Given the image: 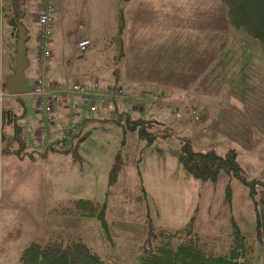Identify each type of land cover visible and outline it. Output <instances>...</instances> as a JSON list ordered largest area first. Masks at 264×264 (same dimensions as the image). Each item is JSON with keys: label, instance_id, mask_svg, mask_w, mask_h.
<instances>
[{"label": "rangeland", "instance_id": "rangeland-1", "mask_svg": "<svg viewBox=\"0 0 264 264\" xmlns=\"http://www.w3.org/2000/svg\"><path fill=\"white\" fill-rule=\"evenodd\" d=\"M0 3L1 83L14 72L17 31L10 20L18 18L27 29L30 63L25 74L30 90L36 15L51 5L52 57L46 76L72 84L82 83V75L89 73L88 81L127 90L119 98L127 99V107L118 112L113 105L106 114L90 112L86 106L78 109L77 136L66 152L53 151L48 143L38 141L41 115L35 96L29 91L13 95L1 90L0 264H18L28 245L58 237L84 242L111 264H140L143 249L161 227L217 235L227 242L233 236V225L255 244L257 264H264L246 186L223 170L215 181L196 180L179 160L184 140L194 151L214 150L223 155L233 149L245 176L264 181V45L229 27L220 0H155L152 8L139 12L141 21L148 24L143 40L151 47L169 50L175 71L176 67L204 70L208 62L204 53L211 38L215 36L218 46L217 38L222 37L221 82L217 77L216 85L209 84L215 91L193 85L188 87L197 88L198 97L162 95L157 100L160 111L151 103L152 96L136 100L131 92L140 86L128 91L118 74L120 28L131 23L133 15L137 21L135 0ZM167 23L176 25L168 34L164 31ZM226 30L239 41L227 36ZM84 38L91 43L81 52L76 46ZM119 103L114 101L116 106ZM179 103L183 105L174 112ZM142 105L146 108L140 109ZM57 113L48 130L49 143L59 140L67 123ZM142 131L147 134L140 135ZM76 199L103 204L105 221L65 213Z\"/></svg>", "mask_w": 264, "mask_h": 264}, {"label": "trees", "instance_id": "trees-1", "mask_svg": "<svg viewBox=\"0 0 264 264\" xmlns=\"http://www.w3.org/2000/svg\"><path fill=\"white\" fill-rule=\"evenodd\" d=\"M220 2L224 6L230 28L264 45V0H220ZM2 11L0 3V16ZM17 15L18 7L15 6V17ZM10 23L17 31L14 18L10 20ZM123 30L122 24L118 38L119 51ZM0 89L7 91L5 82L1 83ZM133 124L130 126L131 129ZM146 134V132H140V135ZM179 160L184 171L196 180L215 181L219 172L223 170L246 186L255 212L256 241L261 247V252H264V181L249 179L245 176L233 149L223 155L214 150L194 151L190 142L184 140L181 143ZM141 196L137 197L141 199ZM104 208L105 206L99 202L76 199L66 207L64 212L105 221ZM233 226V236L227 242L217 235L203 236L191 233L190 229L177 231L161 227L156 230L149 245L143 249L140 264H257L255 244L247 240L237 226ZM18 264L111 263L102 259L98 253L78 239L58 237L43 244L28 245L23 250Z\"/></svg>", "mask_w": 264, "mask_h": 264}, {"label": "crops", "instance_id": "crops-1", "mask_svg": "<svg viewBox=\"0 0 264 264\" xmlns=\"http://www.w3.org/2000/svg\"><path fill=\"white\" fill-rule=\"evenodd\" d=\"M154 1L155 0H135V3L137 2L135 12H137L138 10L137 21L135 20L133 15L132 22L128 23V25L124 27L125 31L123 30L122 33L121 50L119 51L120 56H119L118 74L119 77H122L124 79L123 81L125 82L127 88H130L128 91L133 90L132 86H138V87L140 86L139 90L134 89L133 92H131V94H134V97L137 98L136 100L141 101L143 99H146L148 96H152V98H150L151 103L155 105L158 111H160L159 106H157L158 103L157 100H161L160 98L162 95L163 97L165 95L167 97L174 95L175 93H179V94H190L193 96H197L199 95L197 89L198 86H204L208 91L209 89H213V91H215V87H211L209 84L213 82L216 85L217 77H218V82L219 81L221 82L223 58H222V47L220 40L222 37L219 36L217 38L218 46L215 41L216 39L215 36L211 38L210 46L207 48L206 52L204 53V59H207L208 61L204 70L201 71L200 67L199 68L189 67L187 69L176 67V71L174 69H171L172 59L169 58V50L165 48H158L156 46L151 47V44L143 40V37L145 36V32H146L145 29H147L146 26H148V24H144V22L141 21L142 18L141 16H139V12L141 13L143 11H146L150 6L152 8ZM161 1L162 0H159V2ZM165 26L166 29L164 31L166 34H168L169 29L174 30V28L176 27L174 23L172 26L169 25V23H167ZM162 34L164 35V33ZM225 34L230 38L234 37L235 41L237 42L239 41L235 36H233V34H231L229 30H226ZM82 40H88V38H84ZM35 51H36V46H35ZM207 55L209 56L205 57ZM33 58H34L33 68L31 69L32 71H30L28 75L31 80V83L33 82L34 72L37 67L36 54L33 56ZM50 60L48 62V67L50 66ZM88 74L89 73L82 75L83 78L85 79V81L82 82L83 84L90 85V84L98 83L95 81H88V78L90 77V75ZM47 79L48 81L49 80L55 81V79L51 78L50 75L49 77H47ZM56 81L62 82L63 84H67L69 85V87L71 86V82H69L68 80L65 81L56 80ZM73 83L75 82H72V84ZM99 84L101 85V83ZM193 85L197 88L193 89L192 87H188ZM101 86L105 87V85H101ZM147 87H149V90L146 89ZM123 90L125 94H127L126 93L127 90H125L124 88ZM204 95L206 97H209L207 96L208 94L204 93ZM128 96H130L129 99L133 98L130 94ZM123 99L124 100H119V98H114L111 100V103L108 106L102 107L98 111H101L103 114H106L105 110H107V107L113 105V108L115 107L116 111L118 112L119 109H122L123 107L124 108L127 107V105L124 104L127 101V99L125 98ZM115 100H117V103L120 102L117 106L114 104ZM121 101L123 103H121ZM180 104L181 103L176 104L177 106L173 109L174 112L179 109ZM60 110L62 115H60V112H58L57 114L60 115L62 118H64L63 115L65 114V110L61 107ZM91 118L92 117L89 116L86 118V120H90ZM74 140L75 138L72 139L71 141L72 146L75 142ZM68 150L69 149L67 147L64 152Z\"/></svg>", "mask_w": 264, "mask_h": 264}, {"label": "built area", "instance_id": "built-area-1", "mask_svg": "<svg viewBox=\"0 0 264 264\" xmlns=\"http://www.w3.org/2000/svg\"><path fill=\"white\" fill-rule=\"evenodd\" d=\"M54 8L47 5L41 8L36 15L37 37H36V71L29 95L35 96L37 113L41 115L39 127L36 130V137L39 142L49 145L51 150H65L71 140L76 136L77 113L81 106L88 107L90 112H96L102 107L110 104L114 98H119L124 90L119 86L101 87L98 84L86 85L75 82L69 85L62 82L47 79L48 62L52 57L50 49L52 13ZM89 40H82L77 43V49L81 52L87 50ZM1 86V82H0ZM0 89V97L3 93ZM63 108L66 125L61 128L59 140L50 142L49 127L54 124L56 109ZM140 106V109H145Z\"/></svg>", "mask_w": 264, "mask_h": 264}, {"label": "water", "instance_id": "water-1", "mask_svg": "<svg viewBox=\"0 0 264 264\" xmlns=\"http://www.w3.org/2000/svg\"><path fill=\"white\" fill-rule=\"evenodd\" d=\"M21 15H19V18ZM17 28L16 44H15V67L14 72L5 82L6 90L13 95H23L27 93L26 74L25 71L29 66V61L26 56V42L28 39L26 27L19 22V19L14 20Z\"/></svg>", "mask_w": 264, "mask_h": 264}]
</instances>
